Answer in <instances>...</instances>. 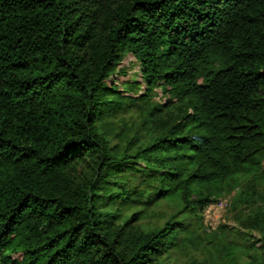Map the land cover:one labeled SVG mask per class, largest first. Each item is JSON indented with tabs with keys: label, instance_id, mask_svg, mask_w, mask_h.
Segmentation results:
<instances>
[{
	"label": "trees",
	"instance_id": "trees-1",
	"mask_svg": "<svg viewBox=\"0 0 264 264\" xmlns=\"http://www.w3.org/2000/svg\"><path fill=\"white\" fill-rule=\"evenodd\" d=\"M228 193L236 238L193 235L185 217ZM186 248L264 264V0H0V264Z\"/></svg>",
	"mask_w": 264,
	"mask_h": 264
},
{
	"label": "rangeland",
	"instance_id": "rangeland-1",
	"mask_svg": "<svg viewBox=\"0 0 264 264\" xmlns=\"http://www.w3.org/2000/svg\"><path fill=\"white\" fill-rule=\"evenodd\" d=\"M129 59H132V57L129 56ZM127 62L128 60L125 59L120 65V67H124L127 69L126 75L118 76L116 78V84L118 83L120 88H123L126 85L125 81L128 80L131 82L132 79H137V75L135 73L137 65L135 64L130 66V63ZM142 86L140 88L141 90ZM157 99L163 101L162 94L159 93L157 95ZM118 116L119 117L112 116L111 118V120L116 125L115 131H117V127L120 128V126L129 129L130 125L132 124V121H136L137 119L135 117L134 110L126 113L123 112L121 114H118ZM121 117L123 119H121ZM126 132H128V130H126ZM121 137L122 136L114 137L113 143L115 142L118 144H122ZM231 195L232 193L221 195L217 198L215 202L207 205L203 210L197 211L196 215H190L185 217V222L190 224L189 227L191 228V230H194L193 235L196 234L204 238L207 233L213 231L216 232V237L214 238V241L220 242V240H222V242L224 241L226 243L230 239L236 238V234L230 233L228 230L230 229V227L236 226L232 218V214L229 210ZM224 196H227L228 201L225 204H220L219 202ZM122 208L124 209V215L130 214L131 210L133 209L127 206H123ZM172 212L173 208L167 203H162L161 205H152L147 210L146 215L139 220V224L141 227L145 228L160 226L172 214ZM222 225H226L227 228L220 230V227H222ZM214 255L216 262L215 264H245V260H243L242 258H238L236 260L233 259L231 255L219 257V251H216ZM206 258L207 256H205L199 251H196V249L186 248L184 250H175L170 256V260H168L170 264H206L208 263L205 260Z\"/></svg>",
	"mask_w": 264,
	"mask_h": 264
},
{
	"label": "built area",
	"instance_id": "built-area-1",
	"mask_svg": "<svg viewBox=\"0 0 264 264\" xmlns=\"http://www.w3.org/2000/svg\"><path fill=\"white\" fill-rule=\"evenodd\" d=\"M227 201H228V198H227V196H224V197H222L221 198V200H220V204H225V203H227Z\"/></svg>",
	"mask_w": 264,
	"mask_h": 264
}]
</instances>
